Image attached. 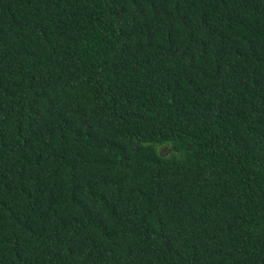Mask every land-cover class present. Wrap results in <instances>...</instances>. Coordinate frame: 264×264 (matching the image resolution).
Listing matches in <instances>:
<instances>
[{
  "label": "trees",
  "instance_id": "1",
  "mask_svg": "<svg viewBox=\"0 0 264 264\" xmlns=\"http://www.w3.org/2000/svg\"><path fill=\"white\" fill-rule=\"evenodd\" d=\"M0 264H264V0H0Z\"/></svg>",
  "mask_w": 264,
  "mask_h": 264
},
{
  "label": "rangeland",
  "instance_id": "2",
  "mask_svg": "<svg viewBox=\"0 0 264 264\" xmlns=\"http://www.w3.org/2000/svg\"><path fill=\"white\" fill-rule=\"evenodd\" d=\"M160 150H161V153H165V154H168L170 152L166 146H161Z\"/></svg>",
  "mask_w": 264,
  "mask_h": 264
}]
</instances>
